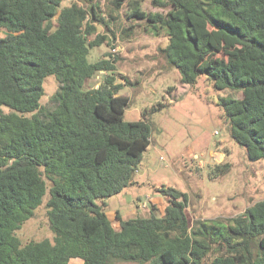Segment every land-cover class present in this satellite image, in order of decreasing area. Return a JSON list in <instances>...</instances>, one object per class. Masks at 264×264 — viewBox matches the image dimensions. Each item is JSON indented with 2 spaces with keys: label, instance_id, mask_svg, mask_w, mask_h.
<instances>
[{
  "label": "trees",
  "instance_id": "16d2710c",
  "mask_svg": "<svg viewBox=\"0 0 264 264\" xmlns=\"http://www.w3.org/2000/svg\"><path fill=\"white\" fill-rule=\"evenodd\" d=\"M64 1L0 0V264H264V201L229 224H192L188 195L159 187L168 200L162 216L154 205L146 218L117 212L115 228L107 200L136 184L152 126L145 116L125 121L130 98L110 55L89 61L110 45L97 26L111 32L123 10L126 32L143 22L168 37L162 53L183 85L205 77L216 91L242 94L219 97L218 106L248 159L264 161V0H155L166 14L145 12L144 0H109V19L102 0ZM50 76L59 87L43 106ZM230 170L218 164L211 175ZM46 195L54 238L24 245L17 232Z\"/></svg>",
  "mask_w": 264,
  "mask_h": 264
},
{
  "label": "rangeland",
  "instance_id": "374dc122",
  "mask_svg": "<svg viewBox=\"0 0 264 264\" xmlns=\"http://www.w3.org/2000/svg\"><path fill=\"white\" fill-rule=\"evenodd\" d=\"M73 1L79 0H65L62 6ZM154 1L144 0L143 10L164 14L169 11V7L159 8ZM110 9L109 0H102L101 11L107 19ZM123 12L119 13L117 21L111 23V32L97 26L98 33L109 36L110 45L91 50L89 61L94 63L105 55L115 61L116 84L124 85L120 94L130 98L125 121L135 122L145 116L151 122L152 144L136 174L138 184L129 188L122 198L108 199L107 212L112 214L119 208L122 199L134 207L132 200L141 198L146 201L141 203L145 213L130 218L150 216L152 205H148L147 197L151 196L154 202L155 195L159 196L156 189L166 187L188 195L187 213L192 224L200 220L229 224L248 207L264 201V161L248 159L246 149L231 138L224 112L218 106L219 97L242 98V94L230 90L216 91L205 77L196 87L183 85L179 71L162 53L168 46V37L145 31L143 22H139L140 27L126 32L130 22L126 21ZM6 36L7 33L0 30V39ZM104 77L105 73L99 74L88 82L87 88L99 86ZM58 87L54 76L45 79L43 106L51 104ZM4 111L8 109L4 108ZM222 163L231 164L230 172L220 177L212 176V168ZM47 201L46 195L34 217L17 232L22 244L53 240ZM159 207L164 210V206ZM71 264L82 262L73 260ZM205 264H210V259Z\"/></svg>",
  "mask_w": 264,
  "mask_h": 264
},
{
  "label": "crops",
  "instance_id": "0c3cea01",
  "mask_svg": "<svg viewBox=\"0 0 264 264\" xmlns=\"http://www.w3.org/2000/svg\"><path fill=\"white\" fill-rule=\"evenodd\" d=\"M128 189H126L125 192H127ZM125 192L123 194H126ZM123 194H121V195H119L117 197L121 196V198H122ZM158 195L159 196L155 195L154 202H152V197L148 196L147 197V198H149L148 205L156 206L157 209H158V212H160V215L162 216L164 211H165V208L167 207L168 200L165 197H163V196L160 197V194H158ZM140 199L141 198H136V199L134 198L132 200V202L134 203L133 204L134 207L132 205H130L129 201H127L126 199H122L121 206L119 208L114 209L112 211V214L107 212V215H108L109 219L113 222L115 228H119V221L116 220L117 212H119L121 217L125 218L126 220L131 219L130 217L135 216L136 214L145 213V211H144L145 209L142 208L141 203L146 202V201L145 200L143 201V200H140ZM164 201H166L167 203H165ZM159 205L164 206V210H163V207H159ZM107 209H109V205H108ZM149 211L151 212V210H149ZM150 212H149V215H150ZM146 217H149V216H147V215L144 216V218H146Z\"/></svg>",
  "mask_w": 264,
  "mask_h": 264
},
{
  "label": "built area",
  "instance_id": "2783aa9c",
  "mask_svg": "<svg viewBox=\"0 0 264 264\" xmlns=\"http://www.w3.org/2000/svg\"><path fill=\"white\" fill-rule=\"evenodd\" d=\"M217 134V133H216Z\"/></svg>",
  "mask_w": 264,
  "mask_h": 264
}]
</instances>
